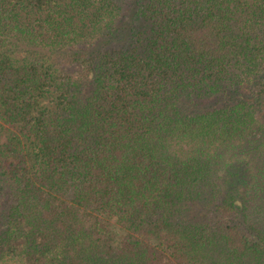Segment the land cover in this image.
<instances>
[{
	"label": "trees",
	"instance_id": "obj_1",
	"mask_svg": "<svg viewBox=\"0 0 264 264\" xmlns=\"http://www.w3.org/2000/svg\"><path fill=\"white\" fill-rule=\"evenodd\" d=\"M0 264H264V0H0Z\"/></svg>",
	"mask_w": 264,
	"mask_h": 264
}]
</instances>
